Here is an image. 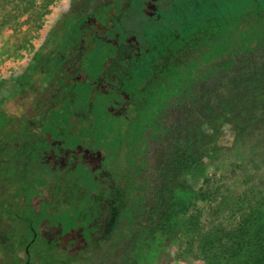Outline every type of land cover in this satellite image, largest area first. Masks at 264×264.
I'll return each mask as SVG.
<instances>
[{
    "label": "trees",
    "instance_id": "1",
    "mask_svg": "<svg viewBox=\"0 0 264 264\" xmlns=\"http://www.w3.org/2000/svg\"><path fill=\"white\" fill-rule=\"evenodd\" d=\"M92 1H72L28 72L12 84L0 81V264L86 260L114 221L131 132L175 133L173 183L217 158L228 140L252 151L248 161L261 157V64L239 73L240 64L231 63L229 83L206 71L202 86L187 63L168 75L165 66L172 52L200 37L205 67L238 50L250 56L249 46L264 38V0ZM185 77L186 87L176 91L171 82ZM163 183L166 219L156 217L155 225L168 233L176 190L168 176ZM190 217L189 228H200V211ZM245 231L236 257L253 247ZM204 245L211 250L209 240Z\"/></svg>",
    "mask_w": 264,
    "mask_h": 264
},
{
    "label": "rangeland",
    "instance_id": "2",
    "mask_svg": "<svg viewBox=\"0 0 264 264\" xmlns=\"http://www.w3.org/2000/svg\"><path fill=\"white\" fill-rule=\"evenodd\" d=\"M72 1L0 0V55L11 60L9 76L0 81L12 84L28 72L35 54L45 45L51 29L69 10ZM110 1L92 2L99 6ZM204 53V37L172 52L165 66L167 75L187 63L190 70L193 67L189 75L196 77L195 86H202L206 71L208 75L216 71L212 81L229 83L231 63L240 64L239 73L255 62L261 64L260 72L264 70V38L249 46L248 57L238 50L231 57H219L215 64L205 67L198 62ZM176 78L171 83L176 91H181L188 78L174 83ZM26 96L28 99L23 103L29 107L32 95ZM183 96L187 105L194 104L185 91ZM171 118L165 121L172 123ZM131 133L128 167L121 180L114 221L82 264H212L214 257L218 264H264V148L256 153L261 157L248 161L246 157L252 151L239 149L238 140H228L217 158L213 155L206 158L203 167L185 171L177 179L179 182L173 183L169 145L175 133L165 129L154 134L151 128ZM225 135L232 138L234 131L227 129ZM164 176L169 177L176 190L177 212L169 219L168 233L155 225L156 217L166 219ZM206 195L211 198H205ZM194 210L201 213L200 228L195 230L189 228ZM244 229L253 247L248 244L247 256L236 257L240 248L239 230ZM206 240L211 242L208 252Z\"/></svg>",
    "mask_w": 264,
    "mask_h": 264
},
{
    "label": "built area",
    "instance_id": "3",
    "mask_svg": "<svg viewBox=\"0 0 264 264\" xmlns=\"http://www.w3.org/2000/svg\"><path fill=\"white\" fill-rule=\"evenodd\" d=\"M11 60L7 56L0 55V79L6 78L10 74Z\"/></svg>",
    "mask_w": 264,
    "mask_h": 264
}]
</instances>
